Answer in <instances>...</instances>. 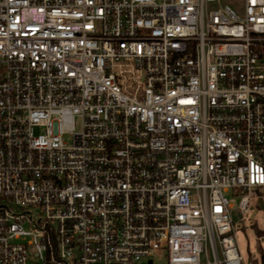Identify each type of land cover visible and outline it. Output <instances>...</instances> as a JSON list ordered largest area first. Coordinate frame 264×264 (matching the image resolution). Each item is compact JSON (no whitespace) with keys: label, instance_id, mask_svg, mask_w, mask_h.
Listing matches in <instances>:
<instances>
[{"label":"built area","instance_id":"1","mask_svg":"<svg viewBox=\"0 0 264 264\" xmlns=\"http://www.w3.org/2000/svg\"><path fill=\"white\" fill-rule=\"evenodd\" d=\"M230 190L264 201V0H0V264H244Z\"/></svg>","mask_w":264,"mask_h":264},{"label":"rangeland","instance_id":"2","mask_svg":"<svg viewBox=\"0 0 264 264\" xmlns=\"http://www.w3.org/2000/svg\"><path fill=\"white\" fill-rule=\"evenodd\" d=\"M225 2L239 5V0H224ZM79 128V125H77ZM64 141L69 145L72 142L71 134L64 136ZM232 205L231 212L235 222L234 239L239 253L244 259V264H264V235H259L257 230H264V201L251 199L248 212L241 211L239 207L240 195L230 190L226 192ZM153 264H167L164 252H157L151 257ZM144 259L139 264H148ZM206 260L203 256V264Z\"/></svg>","mask_w":264,"mask_h":264},{"label":"trees","instance_id":"3","mask_svg":"<svg viewBox=\"0 0 264 264\" xmlns=\"http://www.w3.org/2000/svg\"><path fill=\"white\" fill-rule=\"evenodd\" d=\"M257 233H258L259 235H264V230H257Z\"/></svg>","mask_w":264,"mask_h":264},{"label":"water","instance_id":"4","mask_svg":"<svg viewBox=\"0 0 264 264\" xmlns=\"http://www.w3.org/2000/svg\"><path fill=\"white\" fill-rule=\"evenodd\" d=\"M148 264H153L152 260H149V261H148Z\"/></svg>","mask_w":264,"mask_h":264}]
</instances>
